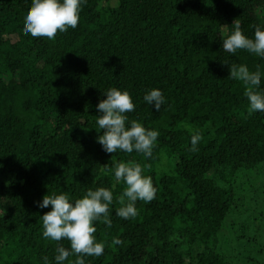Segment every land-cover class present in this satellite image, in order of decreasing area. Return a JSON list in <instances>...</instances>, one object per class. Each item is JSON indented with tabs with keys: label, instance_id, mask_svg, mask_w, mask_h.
Returning a JSON list of instances; mask_svg holds the SVG:
<instances>
[{
	"label": "trees",
	"instance_id": "1",
	"mask_svg": "<svg viewBox=\"0 0 264 264\" xmlns=\"http://www.w3.org/2000/svg\"><path fill=\"white\" fill-rule=\"evenodd\" d=\"M31 2L0 0V264H56L57 242L42 235L51 206L38 203L99 187L113 191L112 227L95 222L105 250L86 264L251 261L244 246L233 250L220 236L242 205L238 191L253 180L240 183V173L264 162V112L248 114L245 86L228 66L259 69L264 91V58L222 44L235 20L249 38L264 30V0H87L78 26L54 40L24 34ZM111 87L131 94L129 121L160 133L151 158L109 154L97 142L96 106ZM154 88L165 97L158 112L143 100ZM128 161L150 165L144 175L157 192L125 220L116 215L125 185L114 169Z\"/></svg>",
	"mask_w": 264,
	"mask_h": 264
},
{
	"label": "clouds",
	"instance_id": "2",
	"mask_svg": "<svg viewBox=\"0 0 264 264\" xmlns=\"http://www.w3.org/2000/svg\"><path fill=\"white\" fill-rule=\"evenodd\" d=\"M87 0H32L31 6L26 12L23 22V32L33 38H47L54 40L58 33H66L69 29H75L80 20L82 4ZM118 0L113 4L117 6ZM223 49L231 54L238 50H246L256 56L264 58V30L255 28L254 38L246 36L239 20L234 22V31L223 40ZM228 77L241 81L244 86V95L248 101V114L264 112V91L259 90L261 84V72L259 69L250 71L244 64H232ZM106 99L97 104V124L103 134L97 137V142L106 153L113 154L118 150L125 153L133 151L143 154L146 158L152 157L153 148L156 146L160 133L144 127L137 120L129 121L128 113L135 110L136 105L127 90L121 91L116 87L109 88ZM143 100L152 105L155 111H160L165 103V97L161 90L151 89L144 95ZM202 140L200 132H194L191 136V148L195 153L199 149L198 143ZM107 166V164L103 165ZM150 165H141L135 161L120 162L115 165L114 177L117 183L123 182L125 187L119 195L118 202L121 205L116 215L128 220L138 216L137 201L150 203L156 198L157 189L153 185L151 176L144 175L145 169ZM115 185H113V188ZM113 191L109 188L99 187L89 189L82 198H70L67 193L44 195L38 207L51 210L44 213L42 218L43 237L57 242L56 264H64L70 256L76 259L72 264H86L85 257H99L104 254L105 242H98L95 236L97 232L95 222H100L108 228L112 227L110 219V205L113 204ZM68 241L70 247H65L61 241ZM113 245L123 243L114 238ZM45 264L48 258L44 257Z\"/></svg>",
	"mask_w": 264,
	"mask_h": 264
},
{
	"label": "rangeland",
	"instance_id": "3",
	"mask_svg": "<svg viewBox=\"0 0 264 264\" xmlns=\"http://www.w3.org/2000/svg\"><path fill=\"white\" fill-rule=\"evenodd\" d=\"M240 175V183L247 178V181L252 180V178L253 180L245 183L242 189L238 191L242 205L231 222L227 223L225 220L227 230L223 231L224 233L220 238L222 240L227 237L225 246H230L233 250L236 247L241 249L244 246L246 248L245 257L250 256L251 258L247 264H261L264 262V162L253 171H245ZM217 183L222 185L220 181ZM242 194L245 197L244 200ZM234 234L241 235L239 240L230 238V235L233 236ZM239 264H242L241 260Z\"/></svg>",
	"mask_w": 264,
	"mask_h": 264
}]
</instances>
